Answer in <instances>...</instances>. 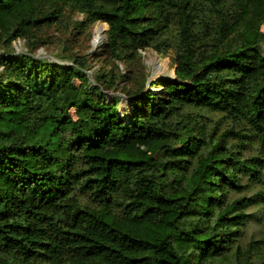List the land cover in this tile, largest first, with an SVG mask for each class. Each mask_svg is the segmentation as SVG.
<instances>
[{"label": "trees", "instance_id": "1", "mask_svg": "<svg viewBox=\"0 0 264 264\" xmlns=\"http://www.w3.org/2000/svg\"><path fill=\"white\" fill-rule=\"evenodd\" d=\"M58 1L88 22L105 23L103 49L118 61L159 50L166 13L174 9V78L157 82L155 93L129 96L130 113L120 116L102 85L72 90L82 71L0 54V264L227 259L246 204L225 200L245 172L257 169L228 148L232 132L211 137L184 110L245 120L264 151V0H245L243 24L222 29L221 21L201 37L192 30L193 0H0V43L56 19ZM71 109L86 116L73 120ZM141 147L150 150L146 159Z\"/></svg>", "mask_w": 264, "mask_h": 264}, {"label": "rangeland", "instance_id": "2", "mask_svg": "<svg viewBox=\"0 0 264 264\" xmlns=\"http://www.w3.org/2000/svg\"><path fill=\"white\" fill-rule=\"evenodd\" d=\"M211 3L208 0H193L192 30L199 37L206 31L217 29L221 21L224 23L222 29H226L232 22L241 20L243 24L249 17L247 11L242 16L249 4L245 0H211ZM56 7L59 8L55 13L56 19H49L42 26L32 29L24 38H17L10 44L0 43V54H24L82 71L85 75L83 79L74 78L71 81L72 90L77 91L88 83L91 86L102 85L103 97L108 101L117 100L120 116L130 113L129 96L146 91L155 93L157 82L174 78L173 58L180 46V15L174 9L169 8L166 13V27L156 41L159 50L145 48L124 55L118 61L103 49L108 28L105 23L88 22L84 14L62 1H58ZM100 29L103 38L98 44H93V35ZM259 31L264 34V19L260 22ZM262 49L264 54V43ZM2 70L0 63V76L4 81ZM184 114L196 115L199 125L204 126L211 137L216 138L224 131L232 132L226 139L228 148L257 169V172H245L240 179L241 187L227 194L226 203L245 200L246 205L241 212L246 214V218L243 226L239 227L241 235L227 252V259L214 264H237L242 260L264 264V151L257 135L245 120L233 119L223 113L191 108L184 110ZM69 115L76 120L86 116V112L71 109ZM140 149L144 159L151 154L149 149ZM82 201L88 202L87 199Z\"/></svg>", "mask_w": 264, "mask_h": 264}, {"label": "bare ground", "instance_id": "3", "mask_svg": "<svg viewBox=\"0 0 264 264\" xmlns=\"http://www.w3.org/2000/svg\"><path fill=\"white\" fill-rule=\"evenodd\" d=\"M103 27H105V25H103ZM103 38V35H102V31L101 29L100 30H96L94 35H93V44H98Z\"/></svg>", "mask_w": 264, "mask_h": 264}]
</instances>
